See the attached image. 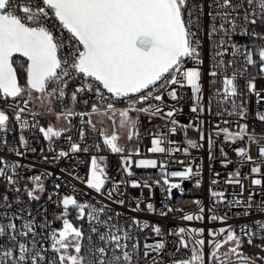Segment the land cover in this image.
Instances as JSON below:
<instances>
[{
	"label": "snow or ice",
	"instance_id": "snow-or-ice-1",
	"mask_svg": "<svg viewBox=\"0 0 264 264\" xmlns=\"http://www.w3.org/2000/svg\"><path fill=\"white\" fill-rule=\"evenodd\" d=\"M217 9L215 14L209 12L212 19L209 31V38L220 34L221 38L217 43L218 48L223 51L216 52L220 57L210 71V76L216 77L219 74L223 76V90L219 95L226 98L236 97L237 73L239 70L233 69L232 75H227L228 69L236 63L230 60L227 63L223 59L227 53V46H230L232 56H243L244 62L248 65L257 63L253 59V51L245 50L241 52V46L231 43L230 37L236 33L238 24L233 11L243 7L242 4H233L232 0H213ZM249 7L256 5V9L249 12L245 9V24L257 23V17L264 19V0H247ZM232 9L233 11H229ZM203 16V7L193 4L190 0H0V101L7 103L9 99L17 101L23 100V107L19 103L8 104V108L14 113V119L17 121L21 130L29 126L27 120L21 119V114L28 109L29 103H35L33 93H36L35 100L39 101L38 107L48 112L53 111L54 103L61 106V112L58 116L64 119L80 115L81 119L88 113H76L74 108L77 98L84 92L94 93L96 103L91 107V113L112 114L113 118L117 114L120 117V127L135 129L138 124V118H134L131 113H143L152 116H159L163 112L160 104L149 103L150 101H159L163 103V93L167 91L169 98L173 101L179 99L176 89H171L172 85L178 87L190 86L195 99L200 100L201 96V71L199 65L203 63L200 59L201 40L198 33L201 31V20ZM59 22V28L49 27L52 18ZM221 21L217 28L215 20ZM59 32V35L56 32ZM67 33L65 36L64 33ZM246 35L259 36L260 34L251 32ZM228 37L229 39H225ZM261 64L260 71L264 72V46L255 51ZM15 57L24 59V63L14 60ZM187 61H193L197 67L188 69L185 67ZM19 66L26 73V82L21 84L18 80L17 67ZM72 80H78L79 86L71 92L70 101L72 107L65 103L69 99L66 89ZM249 91L255 93V83H248ZM171 89V90H169ZM111 94L110 97L106 95ZM257 95H259L257 93ZM127 101L128 106L125 109L118 110L115 102ZM88 104L89 100H83ZM227 102V100L225 101ZM233 113L246 115L243 107L236 113L235 101H232ZM137 105H140L139 107ZM147 105V106H144ZM198 106L191 108L192 112H197ZM106 108V112H101ZM175 109H170L165 116L172 118L175 115ZM37 113L31 115L35 119ZM221 113L218 112L217 115ZM258 119L264 121V115H259ZM9 116L3 108H0V131H6ZM87 123L91 124V120ZM173 125L177 124L174 119ZM224 123H227L225 121ZM239 131L233 133L228 128H216L219 133L225 136L228 141L235 142L239 140L255 141L260 137L256 133H249V126L244 124L239 126ZM185 130L187 126H184ZM93 130L95 126L93 125ZM201 131V129H197ZM39 131L44 138L51 142L53 138H60L63 130H54L52 126L39 127ZM176 127H172L170 132L175 134ZM138 134V133H137ZM83 132H81V137ZM132 136H129L131 139ZM203 140V133L201 134ZM70 139V137H69ZM118 134L113 133L111 137L105 135L103 143L113 153H124L125 148L118 145ZM6 143V141H4ZM21 143L27 144L21 137ZM169 144L174 142L169 141ZM164 138L157 137L153 140V147L150 149L153 153H169L182 151L181 148L171 147L166 149ZM188 145L196 148L199 145L189 140ZM98 148L99 145H96ZM17 155H22L18 150L12 149ZM34 151V149H32ZM71 153L87 152L88 148H82L78 143L70 144ZM183 151H187L183 149ZM237 154L241 158L251 159L245 147H239ZM261 156H264V148H260ZM68 151H60L57 158L67 157ZM103 158L93 156L90 161V175L85 181L89 189L97 193L104 194V186L107 182L105 169L101 166ZM128 159L125 160V163ZM182 163V161H181ZM5 166L9 171L15 173L19 167L18 164H6L0 159V177H4L9 184L16 185L17 180L5 172ZM141 168H156L155 159H141L138 162ZM252 172L260 173V167H253ZM128 175H132L128 170ZM165 176L163 184L167 185L168 198H172V191L178 190L180 195L184 194L181 183H172L167 177L179 178L181 181L189 179L193 175V169L186 167L183 171H174L163 173ZM234 175H239L235 173ZM33 189H25L30 199L38 200L36 192H42L43 182L39 175L31 178ZM215 182V181H214ZM229 183L233 182L231 179ZM239 183V181H235ZM160 183V181H156ZM253 183L257 186L262 185L261 179H255ZM199 181H197V186ZM145 187H151L146 181ZM59 187V185H57ZM132 187H140V183L133 181ZM13 191L19 192L20 188L15 187ZM113 192L107 191V196L111 199ZM213 197L223 200L224 193L212 192ZM4 207H11L8 203V197H3ZM123 204V201H118ZM63 213L62 230H53L50 234L51 249L56 252L60 264H131L134 256L139 249L138 240L131 245L129 250V241L134 237L130 230L121 228L117 224L111 223L112 217L101 219L105 209L78 202L72 196H64L62 199ZM69 206L76 211V218L83 220L87 218L96 224L105 226V231L99 234V240L104 246L93 247L92 237L88 236L89 247L87 256L81 255L84 247V232L81 228L74 226L66 217L69 214ZM139 205H137L138 209ZM147 208L155 211L153 205L149 203ZM86 210L87 217H86ZM168 211H174L169 207ZM203 212V209H201ZM168 212H161L166 216ZM8 217L7 213L3 214ZM118 215V214H117ZM11 219V217H8ZM183 220L192 221L193 219L202 220L201 215H184ZM212 220H221L223 217L213 215ZM132 225L140 229L152 227L157 236L163 233L158 225H149L147 222H141L133 219ZM261 230H264V223L258 224ZM24 231L17 230L14 223L7 225L11 247L0 246V264H27L31 257V264H39L44 259L42 251L36 248V241L30 242L18 240L17 237H27L30 234L36 235L31 224L24 225ZM92 232H98L96 227L91 228ZM177 234L181 240L177 243V251L182 247L186 250L187 258L181 261H171V264H205L203 248L205 241L203 229H186L180 227ZM249 235L248 244H252V236L255 233H247L246 227L241 229ZM5 234V226L0 224V237ZM200 237L191 241H185L183 237ZM209 236L210 256L213 264H256V261L242 252L241 237L238 236L231 227L224 229L211 230ZM216 237H220L219 240ZM264 240V237H261ZM31 244V247L29 246ZM164 242L155 244L145 243L144 255L148 257L150 253H159L165 249ZM226 250L221 253L220 249ZM111 249V256L108 255ZM174 254V253H173ZM264 259V258H262ZM55 264V261L50 262ZM153 264H156L155 258Z\"/></svg>",
	"mask_w": 264,
	"mask_h": 264
},
{
	"label": "built area",
	"instance_id": "built-area-1",
	"mask_svg": "<svg viewBox=\"0 0 264 264\" xmlns=\"http://www.w3.org/2000/svg\"><path fill=\"white\" fill-rule=\"evenodd\" d=\"M191 3L201 5L203 7V16L201 20V31L198 33L201 40L200 59L203 61L199 65L201 71V96L200 100H196L190 86L178 87L172 85L171 89H176L179 99L173 101L169 98L167 91L163 93V103L159 101H150L149 103L160 104L163 112L159 116H152L143 113L132 112L138 118V124L133 129L132 139L134 146H130L129 140L124 153H113L104 145V131L94 123L90 116L91 107L96 103L94 93L84 92L77 98L75 105L76 113H88L81 119L80 115H75L64 119L62 116L58 118L61 112V106L54 103L52 116L57 119H64L66 127L60 138H53L51 142L46 140L39 131V127L43 124L46 114L36 110L31 103L25 113L21 114L22 120H27L29 126L21 130L20 124L15 121L14 113L8 104L19 103L23 107V100L19 98L17 101L9 99L7 103L0 101V108L6 111L9 116L6 131H0V159L6 164H18L19 167L15 173L9 171L5 166V172L12 175L17 180L16 185L9 184L4 177H0V224L5 226V234L0 237V246L6 248L11 247L7 225L14 223L17 230L24 231V225L31 224L36 235L31 234L27 237H17L18 240L24 242L36 241V248L42 251L44 259L39 264H60L58 255L51 249L50 234L53 230L59 231L62 227L64 196H72L78 202L89 204L97 209L103 207L104 214L101 219L112 217L111 223L117 224L121 228L130 230L134 237L130 240L131 245L137 240L139 249L134 256L131 264H153L155 258L156 264H171V261H181L187 258L186 250L180 248L177 251V243L181 240V236L177 234V229L184 227L186 229H203V239L205 246L203 248L205 264H213L210 256L211 230L227 229L231 227L236 234L241 237L242 252L252 257L256 264H264V230L258 227V224L264 223V156H261L259 149L264 148V121L258 119L259 115H264V72L260 68L256 69L253 65L244 62L243 56H232L233 49L227 46V53L223 59L227 63L235 60L227 72L231 76L233 69L239 70L237 73V89L238 94L233 98H226L219 95L223 90V76L219 74L216 77L210 76L214 63L220 59L216 56V52L223 51L218 48L217 43L221 36L217 33L209 38V31L212 19L208 13L211 11L215 14L217 9L213 0H190ZM233 4H242L243 7L233 11L236 18L238 28L236 33L231 35V43L241 46V52L249 50V40L251 33L264 25V19L257 17V23L245 24V9L249 12L256 9V5L249 7L247 0H232ZM221 21L219 18L215 20L217 28ZM55 29L59 28V22L52 18L49 25ZM59 35V32H56ZM67 36V33H64ZM225 39H229L225 37ZM186 68L192 69L197 67L193 61H187ZM255 83V93L249 91L248 83ZM79 86L78 80H72L66 89L69 99L65 100L68 107H72L70 101L71 92L75 87ZM169 89V90H171ZM257 93L259 95H257ZM110 97L111 94H107ZM83 100H89L88 104H84ZM227 100V102H225ZM237 106L236 113L240 112L243 107L246 115L230 114L233 113L232 101ZM128 106L127 101L115 102L118 110L125 109ZM138 107L140 105H137ZM147 106V105H144ZM197 107V112H192L191 108ZM170 109H175V115L172 118L165 116ZM106 108H102L101 112H106ZM37 113L35 119L31 113ZM220 112V115L217 113ZM177 121L176 125L171 120ZM91 120V124L87 123ZM227 121V123H224ZM228 128L229 131L236 133L239 126L247 124L249 133H256L259 139L249 142L247 140L237 139L235 142L228 141L222 133L216 128ZM93 125L95 130H93ZM176 127L175 134L170 132L172 127ZM184 126H187L186 130ZM197 129H201L198 131ZM81 132L83 136L81 137ZM138 133V134H137ZM203 133V140L201 134ZM130 136V135H129ZM163 137L166 149L171 147L181 148L179 152L153 153L150 149L153 147V140L157 137ZM21 137L27 144L21 143ZM70 137V139H69ZM194 141L199 146L191 148L188 141ZM6 141V143L4 142ZM174 142L169 144L168 142ZM78 143L82 148L87 147V152L71 153L70 144ZM96 145H99L97 148ZM239 147H245L250 156L241 158L237 154ZM12 149L18 150L22 155H17ZM34 149V151H32ZM186 149L187 151H183ZM60 151H68L67 157L57 158ZM95 156L98 159L103 158L101 166L105 169L107 182L104 186V194L97 193L93 189H89L85 181L90 175V161ZM128 162L125 163V160ZM141 159H155L157 161L156 168L138 167ZM182 161V163H181ZM186 167L193 169V175L189 179L181 181L179 178L167 177L172 183H181L184 194L181 196L178 190L177 194L172 193V198H168L167 185L163 184L165 178L163 173H171L174 171H183ZM253 167H260V173L252 172ZM128 170L132 175H128ZM239 173V175H234ZM39 175L43 182L44 190L36 192L39 196L38 200L30 199L25 189H33L32 177ZM233 182L229 183V180ZM255 179H261L262 185L257 186L253 183ZM239 181L236 183L235 181ZM140 183V187H132V182ZM145 181L151 187H145ZM160 181V183H156ZM197 181L199 185L197 186ZM215 181V182H214ZM59 185V187H57ZM19 187L20 191H13V188ZM111 190L113 195L111 199L107 196V191ZM212 192L224 193L223 200L213 197ZM7 195L8 203L11 207H4L3 197ZM123 201V204L118 203ZM151 203L155 211H150L147 205ZM137 205H139L137 209ZM169 207L174 211H168ZM69 214L66 217L74 226L81 228L84 232V249L87 256V248L89 247L88 236L92 237V246H104L99 240V234L106 229L104 225L96 224L87 218L80 220L76 218V211L69 206ZM203 209V212H201ZM168 212L166 216H162L161 212ZM86 210V217H87ZM7 213L8 217L3 214ZM118 214V215H117ZM191 214L194 217L201 215L202 220L193 219L192 221L183 220L184 215ZM216 215L223 217L221 220H212L211 217ZM133 219L147 222L151 225H158L163 233L157 236L152 227L140 229L132 225ZM96 227L98 232H92L91 228ZM246 227L247 233H255L252 236V244H248L249 235L241 232ZM193 236H185V241H191ZM217 240L220 237H216ZM164 242L166 247L159 253H150L148 257L144 255V245ZM31 247V244L29 245ZM226 249L222 247L221 253ZM252 251V252H249ZM174 253V254H173ZM111 256V249H109ZM255 255V256H254ZM31 264V257L27 261Z\"/></svg>",
	"mask_w": 264,
	"mask_h": 264
},
{
	"label": "rangeland",
	"instance_id": "rangeland-1",
	"mask_svg": "<svg viewBox=\"0 0 264 264\" xmlns=\"http://www.w3.org/2000/svg\"><path fill=\"white\" fill-rule=\"evenodd\" d=\"M254 32L260 34L259 36H256V37L252 36L249 40L252 51L255 54V51L259 47H261L260 42H261V40H264V36L261 37L262 33L257 32V30H255ZM25 82H26V77L20 83L23 85V84H25ZM36 95H37L36 93H33V100L35 101V103H31V104L33 105V107L36 110H39L40 112L46 114V116H45L46 118L43 119V124L41 126L44 127L45 129L48 126H52L54 128V130H63L64 131V124H65L64 119H57L54 116H52L53 111L48 112L45 109L38 107L39 101L35 100ZM131 115H132V113H131ZM110 117H112L111 113H108L107 115L92 113V115L90 116L91 119H93V118L99 119V121L101 122L99 125L102 127V129L104 131V136L107 135V136L111 137V135L113 133L118 134L119 139H118L117 143H118V145L123 147L124 145L127 144L126 142L128 140V136L130 135L131 127H128V128L120 127V117L118 114L113 118H110ZM59 230H62V227ZM81 255H82V253H81Z\"/></svg>",
	"mask_w": 264,
	"mask_h": 264
},
{
	"label": "trees",
	"instance_id": "trees-1",
	"mask_svg": "<svg viewBox=\"0 0 264 264\" xmlns=\"http://www.w3.org/2000/svg\"><path fill=\"white\" fill-rule=\"evenodd\" d=\"M257 32L262 33L261 37H263V36H264V25L260 26V27L257 29ZM261 37H260V38H261ZM260 44H261V46H264V40H261ZM249 50L252 51V48H251V46H250V43H249ZM253 53H254V52H253ZM253 59L257 61V63L255 64L254 67H255L256 69L260 68V67H261V64L259 63V58H258V56L254 54V55H253ZM14 60H18V61H20L21 63H24V59H22V58H18V57H16ZM16 67H17V75H18V79H19V82H21L22 80L25 79V77H26V73H25V71L19 66V64H17ZM129 144H130V146H132V147L134 146V140H133L132 138L129 139ZM249 252H252V251H249ZM252 253H253V252H252ZM82 255H85V249H84V248L82 249ZM254 256H255V255H254Z\"/></svg>",
	"mask_w": 264,
	"mask_h": 264
},
{
	"label": "crops",
	"instance_id": "crops-1",
	"mask_svg": "<svg viewBox=\"0 0 264 264\" xmlns=\"http://www.w3.org/2000/svg\"><path fill=\"white\" fill-rule=\"evenodd\" d=\"M96 114H101V113H96ZM92 121L94 122V123H96L97 125H99L101 122L99 121V119L98 118H93L92 119ZM57 125V124H56ZM100 126V125H99ZM64 127H66V124H64ZM101 127V126H100ZM102 128V127H101ZM128 140H129V136H128ZM128 140H127V142H128ZM126 142V143H127Z\"/></svg>",
	"mask_w": 264,
	"mask_h": 264
},
{
	"label": "water",
	"instance_id": "water-1",
	"mask_svg": "<svg viewBox=\"0 0 264 264\" xmlns=\"http://www.w3.org/2000/svg\"><path fill=\"white\" fill-rule=\"evenodd\" d=\"M15 58H16V57H15ZM15 58H14V59H15ZM18 58H20V57H18ZM22 59H23V58H22ZM18 80H19V79H18ZM132 133H133V130L131 131L130 135H132ZM172 193H173V194H177V191H172Z\"/></svg>",
	"mask_w": 264,
	"mask_h": 264
},
{
	"label": "flooded vegetation",
	"instance_id": "flooded-vegetation-1",
	"mask_svg": "<svg viewBox=\"0 0 264 264\" xmlns=\"http://www.w3.org/2000/svg\"><path fill=\"white\" fill-rule=\"evenodd\" d=\"M133 117L136 118L134 115H133ZM132 130H133V129L131 128V129H130V133H131Z\"/></svg>",
	"mask_w": 264,
	"mask_h": 264
}]
</instances>
